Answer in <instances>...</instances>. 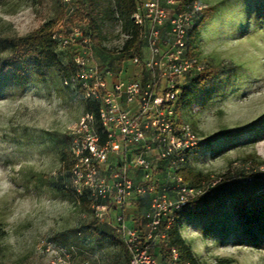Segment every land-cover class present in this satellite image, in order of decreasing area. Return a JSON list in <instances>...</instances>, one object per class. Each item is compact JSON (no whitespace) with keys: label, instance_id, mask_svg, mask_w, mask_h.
<instances>
[{"label":"rangeland","instance_id":"1","mask_svg":"<svg viewBox=\"0 0 264 264\" xmlns=\"http://www.w3.org/2000/svg\"><path fill=\"white\" fill-rule=\"evenodd\" d=\"M195 1L206 10L189 52L213 76L195 94L185 88L200 73L178 81L184 102L180 121L199 140L189 165L209 182L241 183L239 197L246 199L264 189V64L249 67L227 55L231 50L264 58V0ZM110 2L100 7L96 47L103 55L117 56L129 35L125 21L112 16ZM88 12V0H0V68L10 55L7 41L28 37L62 16L57 27L87 28ZM63 80L54 70L40 81L25 62L0 77V264L58 263L66 259L63 252L73 256L71 264H129L119 245L101 241L95 231L111 235L112 229L94 224L93 211L65 190L69 138L87 102L66 89ZM161 166L159 183L172 184L167 165ZM257 173L263 179L255 180ZM138 203L125 213L137 227L145 223L140 213L149 209L147 199ZM234 203L217 218L189 220L182 228L199 264H264V250L242 244ZM162 249L156 245L152 254L158 264H167Z\"/></svg>","mask_w":264,"mask_h":264},{"label":"built area","instance_id":"2","mask_svg":"<svg viewBox=\"0 0 264 264\" xmlns=\"http://www.w3.org/2000/svg\"><path fill=\"white\" fill-rule=\"evenodd\" d=\"M134 1L139 55L103 56L88 29L79 25H61L53 34L58 56L73 69L64 87L98 106V113L86 112L70 135L74 164L65 188L88 197L98 222L109 225L123 242L129 264H158L152 249L167 240L176 214L221 182L197 189L177 175L199 146L196 134L178 125V81L204 70L187 52L206 8L198 3L180 7L175 0ZM130 67L136 72L129 73ZM161 165H167L172 184L159 183ZM142 199L149 201V209L138 231L125 213L130 203ZM63 253L66 259L52 264H71L73 256ZM172 255L176 260L177 253Z\"/></svg>","mask_w":264,"mask_h":264},{"label":"trees","instance_id":"3","mask_svg":"<svg viewBox=\"0 0 264 264\" xmlns=\"http://www.w3.org/2000/svg\"><path fill=\"white\" fill-rule=\"evenodd\" d=\"M104 0H88L89 12L87 15V29L88 35L92 38L93 43L99 44V30H98V20L103 16L100 9ZM180 7H185L190 4L196 3L195 0H182ZM110 11L112 16L118 14L119 18L123 19L126 24V31L129 35L128 40L125 42L121 53L136 52L139 55V51L142 46L140 40L141 30L134 25L132 17L136 13V5L134 0H111ZM205 18L203 14L202 22ZM65 19L62 16L61 19L50 22L43 25L37 31L32 33L30 36L25 38H20L16 40L7 41V46L10 50L9 58L4 62L0 68V77L7 74L15 65H20L25 62L26 67L40 80L47 81L50 77L51 71H59L63 74V79L68 78L72 73L73 69L67 67L66 63L60 61L57 54V44L52 40L53 34L60 27H57L58 23ZM71 24L76 22V18H71L69 20ZM199 25V27L201 26ZM196 31V30H195ZM193 31L192 34L195 32ZM190 35V39L192 37ZM192 44H188L187 58L193 60V55L189 52V48ZM99 53L103 55V52ZM106 56V55H103ZM108 56V55H107ZM194 61V60H193ZM213 76L210 69H204L199 77L189 84V91L194 94L202 90L209 79ZM181 88L182 86L179 85ZM182 90V89H181ZM181 96L178 101V125L182 127L180 121V110L184 102L181 101ZM86 112L98 113V106L87 102ZM70 149H71V138ZM198 148V147H197ZM70 161L67 166V170L70 171L73 167L74 161L70 150ZM186 185L193 188L200 189L201 187L210 184L209 179L202 175L201 173H196L189 165L182 166L178 173ZM255 180L263 179V175L260 173L253 175ZM221 182L210 189L204 196H200L191 199L183 209L176 214L175 222L167 233V240L165 242H158L156 245H162V251H166V263L167 264H199L197 257L192 252L189 245L186 243L185 239L182 237V228L185 223L189 220L197 219L203 220L208 218H217L222 212L228 207L229 202L234 200L233 209L235 212V217L242 223L243 235L245 240L242 244L246 242L247 246L252 247L256 250H264V189L252 196L241 199L239 195L243 191L241 183H231L220 179ZM208 183V184H207ZM69 193L75 195L79 203L85 207L86 210H92V203L89 201L87 196H77L70 189H66ZM95 217V216H94ZM94 224H100L97 219H95ZM106 227L112 229L109 225ZM142 230L144 228L141 226ZM100 237L101 241H111L116 245H119L124 251L127 261L129 262V256L120 238L112 230V234L107 232H100L95 229ZM172 251L177 253V259L175 260Z\"/></svg>","mask_w":264,"mask_h":264},{"label":"bare ground","instance_id":"4","mask_svg":"<svg viewBox=\"0 0 264 264\" xmlns=\"http://www.w3.org/2000/svg\"><path fill=\"white\" fill-rule=\"evenodd\" d=\"M227 58L229 59H236L239 61L245 62L249 67L256 66L258 64H264V58H259L257 56L252 55L249 52H233L230 50L228 52Z\"/></svg>","mask_w":264,"mask_h":264},{"label":"crops","instance_id":"5","mask_svg":"<svg viewBox=\"0 0 264 264\" xmlns=\"http://www.w3.org/2000/svg\"><path fill=\"white\" fill-rule=\"evenodd\" d=\"M135 73L136 72V68H134V67H130L129 68V73ZM139 202V201H138ZM138 202H132V203H130L128 206H127V208H126V213L128 214L129 212H130V210L132 209V206L134 205V204H139ZM145 213V211L142 213H140V217L143 215ZM127 217H128V215H127ZM142 219V218H141ZM143 221V220H142ZM129 224V226L132 228V229H135V230H138V231H141L142 230V228H141V225L139 226V227H137V223H128ZM139 224V223H138ZM143 227V226H142ZM156 246V245H155Z\"/></svg>","mask_w":264,"mask_h":264}]
</instances>
